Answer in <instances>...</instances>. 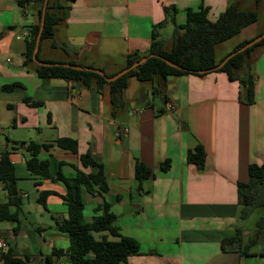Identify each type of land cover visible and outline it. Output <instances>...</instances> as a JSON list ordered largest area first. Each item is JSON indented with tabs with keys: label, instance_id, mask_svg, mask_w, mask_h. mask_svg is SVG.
I'll use <instances>...</instances> for the list:
<instances>
[{
	"label": "crops",
	"instance_id": "0c3cea01",
	"mask_svg": "<svg viewBox=\"0 0 264 264\" xmlns=\"http://www.w3.org/2000/svg\"><path fill=\"white\" fill-rule=\"evenodd\" d=\"M51 2L61 6L62 19L52 37L41 40L39 58L113 75L125 68L129 53L149 51L154 25L167 20L166 6L177 10L175 21L169 18L159 29L165 50L174 44L176 25L184 31L188 9L201 5L209 8L211 19L231 3L258 12L255 23L216 46L218 58L264 32V0ZM43 7L42 0H0V155L8 153L14 163L22 199L20 224L0 220V239L8 243L0 250L10 248L26 264H71L67 254L54 255L55 248L70 243L69 234L57 225L67 216L61 197L67 187L52 178L36 184L27 168L28 145L35 141L53 176L61 171L73 177L76 168L96 173L97 167L82 165L80 155L88 151L103 165L109 190L93 195L84 189V212L88 208L91 218L102 213L95 211L99 204L108 202L121 234L139 241V251L118 264H264V229L259 235L257 229L245 230L238 192L239 182L249 179V165L264 161V44L250 52L241 68L242 76L253 80L252 101L245 85L222 71L167 78L164 100L153 93L154 86H164L159 77L142 81L130 76L124 107L114 111L108 84L98 88L43 78L35 61L25 62L26 37L31 26L41 24ZM168 24L172 39L166 38ZM12 83L19 85L3 87ZM62 137L77 140L78 152L61 147L57 140ZM199 144L206 152L202 168L188 160L189 150ZM138 161L151 169L141 184ZM43 190L55 192L48 195L47 206L38 200ZM8 199L0 181V205ZM238 230V242L222 246ZM0 264H5L1 257Z\"/></svg>",
	"mask_w": 264,
	"mask_h": 264
},
{
	"label": "trees",
	"instance_id": "16d2710c",
	"mask_svg": "<svg viewBox=\"0 0 264 264\" xmlns=\"http://www.w3.org/2000/svg\"><path fill=\"white\" fill-rule=\"evenodd\" d=\"M44 1L42 0V4H44ZM260 1L256 0L257 3ZM60 8V5L53 4L51 0L48 1L41 40L50 38L55 33L56 25L62 19V15L58 12ZM176 10L175 6H166V19L172 18L175 21ZM208 13L209 8L204 5H201L196 10L188 9L187 21L182 26L183 32L178 30L175 22V41L170 50L163 49L161 40L159 39V29L163 27L167 20L155 24L149 51L146 53L132 52L127 56L126 66L133 64L143 56L155 53L166 57L183 68L174 67L162 58L154 56L118 79L107 81L103 75L95 71L76 69L64 65H40L33 60V50L40 29V23L31 26L26 37L25 62L35 63L38 75L43 78L59 77L72 81H81L88 87L94 85L98 88L108 84L110 86L114 111L124 107L123 91L128 85L130 76H136L142 81H152L156 76L159 77L160 82L164 83V86H154L153 93L154 95H160L166 91L165 80L170 75H202L211 71H222L231 80L242 82L246 87L248 101H252L254 96L253 80L251 77L244 78L241 68L250 52L257 46L264 44V38L246 50L232 56L218 69L214 68L228 54L253 39H245L238 43L224 57H217L216 46L239 34L245 27L255 23L258 20V12L257 10H243L239 7L238 3H231L216 19H211ZM39 15L41 18L42 9L39 10ZM208 69L209 71H205ZM105 74L108 76L113 75ZM16 85H19V83L6 84L3 87L11 89ZM57 142L63 148L70 149L74 153L78 152V142L75 139L62 137ZM41 146V144L35 141H30L28 145L31 157L27 160V168L31 175L38 179L36 184H39L41 179L52 178L53 180H62L67 187V192L61 195L68 207L67 216L62 220H58L57 225L60 230L69 234L70 243L66 249L55 248L54 255L67 254L71 264H118L121 261H125L129 255L138 252L140 249L139 241L121 234L119 226L116 223L117 215L108 202L99 204L95 208L96 212L102 211V213L94 214L89 220L85 219L83 190L85 189L93 195H101L109 190L103 165L94 160L88 151L80 155L82 165L85 167H97L98 171L96 173H88L76 168L77 173L73 177H66L61 171H58L53 176L50 172L49 160L42 159L39 156ZM43 147L47 148L48 145L44 144ZM205 157L206 152L201 144L188 152V160L196 163L200 168L204 165ZM168 165L169 161L165 162L163 166L166 168ZM135 170L140 184L151 175V169L139 161L136 163ZM248 172V181L239 182L238 187L239 203L242 206L240 211L242 219L249 217L256 208L264 206V161L261 163H251ZM0 181L4 183V188L9 197L7 202L0 205V220H12L20 224L19 215L22 208V199L18 195V177L15 166L8 153H4L0 159ZM52 193L55 192L50 190L41 191L38 197L39 202L47 206V197ZM10 206H14L15 210L12 211ZM256 224L259 235L264 229V215L257 219ZM240 231L238 230L237 236L224 239L222 246L227 243L238 242ZM0 257L5 264H26V260L13 256L10 248L0 250ZM47 264L55 263L50 260Z\"/></svg>",
	"mask_w": 264,
	"mask_h": 264
},
{
	"label": "water",
	"instance_id": "95a60500",
	"mask_svg": "<svg viewBox=\"0 0 264 264\" xmlns=\"http://www.w3.org/2000/svg\"><path fill=\"white\" fill-rule=\"evenodd\" d=\"M48 1L49 0H45L44 1V7H43V10H42V16H41L40 29H39V32H38V35H37V39H36V44H35V47H34V50H33V60L36 63L40 64V65H45V66L64 65V66L73 67V68H76V69H84V70H88V71H95V72L103 75L107 81H114V80L118 79L119 77H121L122 75L126 74L127 72H129L130 70L135 68L136 66H138V65L144 63L145 61H147L150 57H154V56L162 58L168 64H170V65H172L174 67L183 68L182 66L172 62L171 60L167 59L166 57H164L162 55L155 54V53H150V54H148L146 56H143L142 58H140L139 60H137L133 64H131L129 66H126L125 68H123L118 73H116V74H114L112 76L106 75L105 71L102 70L101 68H95V67H91V66H82V65H78V64H72V63L47 62V61L41 60L38 57V51H39L40 42H41V35H42L43 29H44V25H45L46 9H47ZM263 38H264V32L259 34V35H257L256 37H254L252 40H250L248 43H246L242 47H240V48L234 50L233 52H231L230 54H228L214 69H218L219 67L224 65L226 63V61L228 59H230L232 56H234L237 53H240V52L246 50L247 48L251 47L255 43L261 41ZM205 71H209V69L205 70ZM170 88H171V85H168V91H170ZM166 97H167V93L160 94V99L161 100H164Z\"/></svg>",
	"mask_w": 264,
	"mask_h": 264
},
{
	"label": "rangeland",
	"instance_id": "374dc122",
	"mask_svg": "<svg viewBox=\"0 0 264 264\" xmlns=\"http://www.w3.org/2000/svg\"><path fill=\"white\" fill-rule=\"evenodd\" d=\"M165 30L167 32L166 33V38H171L172 39L173 38V27L170 24H168L165 27ZM225 46L229 47L230 45H229V43H227V45H225ZM172 79H174V75L168 76V80L169 81L172 80ZM84 215H85V219L86 220L91 219L89 217L90 214H89V209L88 208H87V211L84 212ZM262 215H264V206L256 208L252 212V214H250L249 217H247L246 219L243 220V222H244L243 225H244L245 230H247V231H254L255 229H257V224H256L257 219L260 216H262ZM252 234L253 233L251 232L249 236L250 237H253L254 235H252Z\"/></svg>",
	"mask_w": 264,
	"mask_h": 264
},
{
	"label": "built area",
	"instance_id": "2783aa9c",
	"mask_svg": "<svg viewBox=\"0 0 264 264\" xmlns=\"http://www.w3.org/2000/svg\"><path fill=\"white\" fill-rule=\"evenodd\" d=\"M0 159H1V155H0ZM7 247H8L7 241L4 239H0V248L5 249Z\"/></svg>",
	"mask_w": 264,
	"mask_h": 264
}]
</instances>
